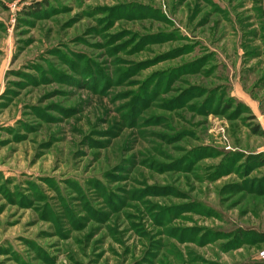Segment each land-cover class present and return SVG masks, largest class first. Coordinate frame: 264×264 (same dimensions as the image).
I'll return each mask as SVG.
<instances>
[{
  "label": "rangeland",
  "instance_id": "rangeland-1",
  "mask_svg": "<svg viewBox=\"0 0 264 264\" xmlns=\"http://www.w3.org/2000/svg\"><path fill=\"white\" fill-rule=\"evenodd\" d=\"M0 264H264V0H0Z\"/></svg>",
  "mask_w": 264,
  "mask_h": 264
},
{
  "label": "trees",
  "instance_id": "trees-1",
  "mask_svg": "<svg viewBox=\"0 0 264 264\" xmlns=\"http://www.w3.org/2000/svg\"><path fill=\"white\" fill-rule=\"evenodd\" d=\"M33 9L36 10V9H39V8L37 7L36 4H33V5H32V9H30V11H33Z\"/></svg>",
  "mask_w": 264,
  "mask_h": 264
}]
</instances>
